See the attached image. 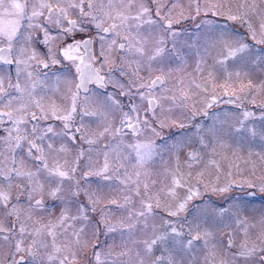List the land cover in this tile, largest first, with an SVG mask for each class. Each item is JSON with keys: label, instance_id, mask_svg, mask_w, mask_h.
Returning <instances> with one entry per match:
<instances>
[{"label": "snow or ice", "instance_id": "1", "mask_svg": "<svg viewBox=\"0 0 264 264\" xmlns=\"http://www.w3.org/2000/svg\"><path fill=\"white\" fill-rule=\"evenodd\" d=\"M261 96L264 0H0V264H264Z\"/></svg>", "mask_w": 264, "mask_h": 264}, {"label": "rangeland", "instance_id": "2", "mask_svg": "<svg viewBox=\"0 0 264 264\" xmlns=\"http://www.w3.org/2000/svg\"><path fill=\"white\" fill-rule=\"evenodd\" d=\"M184 2L186 3V0H184ZM211 62V61H210ZM187 72L188 73H192V76H195L196 74L193 72V67L190 66L188 69H187ZM191 79V77H186L185 80H186V83H187V80ZM175 81H171V83H174ZM199 82V80H198ZM194 92L196 91L195 88L192 89ZM217 92L222 96L223 93L217 89ZM226 99V97H224ZM193 100H196L198 99V97L196 96H193L192 97ZM261 99H264V96H261V97H258V102L261 100ZM233 106L232 105H227V104H223L221 103L220 105H218L217 109H215L214 111H218L220 108H223V109H229V108H232ZM253 106L249 105V108H252ZM255 110V109H254ZM257 115H259V112L257 110ZM176 116H179V113L177 112L176 113ZM176 130L175 129H165L164 130V135H169L170 133H174ZM241 156V159L237 160L235 157H233L231 155V151H229L227 153V159H220V157H217V160L220 164V167L222 169H224L225 171L227 170V167L229 165V163H235V164H238L241 168H249L250 165L246 164L245 161L248 160V156H247V151L245 150L244 152L240 153L239 154ZM167 157H165V161H167ZM252 160L256 161L257 162V166H258V169H259V161L256 157H252L251 158ZM165 165H157V167L154 169V172H162L163 170V167ZM187 170V169H185ZM233 171H235V169H233ZM257 174L259 175L260 174V170H258ZM157 176L156 175H153L152 176V179H156ZM160 179H163V177L161 176ZM159 187V185H157ZM249 192L250 190L247 189V188H244V189H240V188H236L233 190V192L231 193V195H233L234 197L237 198V200L241 201V202H250L251 206H254L256 208H260L262 205H264V194H260V193H256L254 196L252 195H249ZM207 198V197H206ZM213 199H216V197H213ZM118 215V214H117ZM101 239H103V237H101ZM217 239H219V237H217ZM222 255V254H221ZM220 256L217 257V259H219ZM0 259H3V256L0 255Z\"/></svg>", "mask_w": 264, "mask_h": 264}, {"label": "flooded vegetation", "instance_id": "3", "mask_svg": "<svg viewBox=\"0 0 264 264\" xmlns=\"http://www.w3.org/2000/svg\"><path fill=\"white\" fill-rule=\"evenodd\" d=\"M40 50H41V51H43L44 49H43V48H41Z\"/></svg>", "mask_w": 264, "mask_h": 264}]
</instances>
